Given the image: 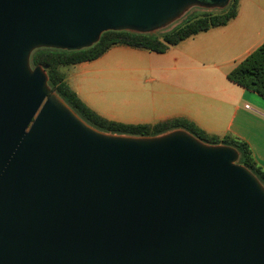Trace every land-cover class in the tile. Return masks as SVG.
<instances>
[{
    "label": "water",
    "instance_id": "1",
    "mask_svg": "<svg viewBox=\"0 0 264 264\" xmlns=\"http://www.w3.org/2000/svg\"><path fill=\"white\" fill-rule=\"evenodd\" d=\"M232 0H0V264H264V184L184 128L100 130L32 64Z\"/></svg>",
    "mask_w": 264,
    "mask_h": 264
},
{
    "label": "crops",
    "instance_id": "2",
    "mask_svg": "<svg viewBox=\"0 0 264 264\" xmlns=\"http://www.w3.org/2000/svg\"><path fill=\"white\" fill-rule=\"evenodd\" d=\"M263 43L264 0H240L227 24L166 52L115 45L65 74L79 97L108 120L155 124L185 118L208 133L247 142L264 168V97L228 78ZM127 100V106L116 104Z\"/></svg>",
    "mask_w": 264,
    "mask_h": 264
},
{
    "label": "trees",
    "instance_id": "3",
    "mask_svg": "<svg viewBox=\"0 0 264 264\" xmlns=\"http://www.w3.org/2000/svg\"><path fill=\"white\" fill-rule=\"evenodd\" d=\"M240 0H232L224 9H202L188 20L177 24L170 30L160 33L141 34L130 31L104 32L95 45L80 51L42 48L33 52L32 64L47 67L49 85L56 91L85 121L92 126L114 133L132 135H156L173 128H184L209 143L231 145L240 152V163L248 167L264 184V168L253 157L247 142L230 134L219 136L211 134L185 118H172L155 124H129L108 120L91 109L70 86L63 71L64 67L92 61L115 45H129L163 53L171 46L200 32L227 24L236 16ZM228 78L242 87L264 97V43L232 69Z\"/></svg>",
    "mask_w": 264,
    "mask_h": 264
},
{
    "label": "rangeland",
    "instance_id": "4",
    "mask_svg": "<svg viewBox=\"0 0 264 264\" xmlns=\"http://www.w3.org/2000/svg\"><path fill=\"white\" fill-rule=\"evenodd\" d=\"M200 10H202L201 8H193L192 10H190L186 15H184L181 19H179L178 21L174 22L173 24H171L170 26H168L167 28L165 29H162L160 30L158 33L160 32H163V31H166V30H170L172 29L173 27H175L177 24L181 23V22H184L186 20H188L190 17H192V15L196 14L197 12H199ZM70 67V66H69ZM69 67H64L63 68V71L66 72L67 69ZM117 105L119 106H127L128 105V100L127 101H119V102H116Z\"/></svg>",
    "mask_w": 264,
    "mask_h": 264
}]
</instances>
